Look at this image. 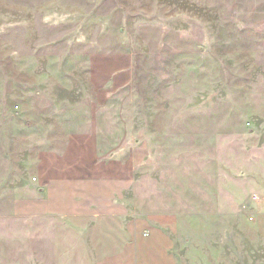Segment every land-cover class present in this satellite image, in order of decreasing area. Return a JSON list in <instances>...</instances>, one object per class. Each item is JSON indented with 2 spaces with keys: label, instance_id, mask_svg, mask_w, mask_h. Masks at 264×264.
<instances>
[{
  "label": "rangeland",
  "instance_id": "rangeland-1",
  "mask_svg": "<svg viewBox=\"0 0 264 264\" xmlns=\"http://www.w3.org/2000/svg\"><path fill=\"white\" fill-rule=\"evenodd\" d=\"M88 122L130 147L173 264H264V0H0V264H66L14 206Z\"/></svg>",
  "mask_w": 264,
  "mask_h": 264
},
{
  "label": "crops",
  "instance_id": "crops-1",
  "mask_svg": "<svg viewBox=\"0 0 264 264\" xmlns=\"http://www.w3.org/2000/svg\"><path fill=\"white\" fill-rule=\"evenodd\" d=\"M78 126L65 146L43 152L35 181L16 199L15 215L60 224L54 240L60 250H72L61 253L67 260L60 263L173 264L170 215L149 216L133 203L130 147L117 150L113 130Z\"/></svg>",
  "mask_w": 264,
  "mask_h": 264
}]
</instances>
